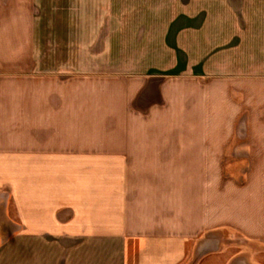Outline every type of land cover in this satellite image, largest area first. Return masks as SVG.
Returning <instances> with one entry per match:
<instances>
[{"label":"crops","instance_id":"1","mask_svg":"<svg viewBox=\"0 0 264 264\" xmlns=\"http://www.w3.org/2000/svg\"><path fill=\"white\" fill-rule=\"evenodd\" d=\"M0 264H264V0H0Z\"/></svg>","mask_w":264,"mask_h":264}]
</instances>
